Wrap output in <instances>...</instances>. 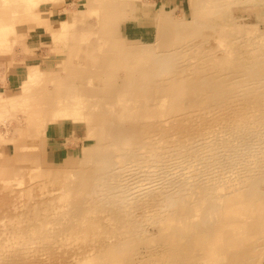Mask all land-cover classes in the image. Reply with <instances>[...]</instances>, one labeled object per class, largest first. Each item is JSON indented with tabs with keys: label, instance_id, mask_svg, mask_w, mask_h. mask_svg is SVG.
<instances>
[{
	"label": "bare ground",
	"instance_id": "obj_1",
	"mask_svg": "<svg viewBox=\"0 0 264 264\" xmlns=\"http://www.w3.org/2000/svg\"><path fill=\"white\" fill-rule=\"evenodd\" d=\"M125 1L96 0L89 46L66 47L68 76L32 69L27 100L12 109L0 96L8 118L29 123L15 135L41 141L73 118L96 137L76 187L70 174L46 173L66 184L47 201L71 203L67 222L46 200L31 216L16 204L0 211V264H264V0H190L192 18L158 12L147 45L118 38L134 18ZM18 10L1 16L0 52ZM9 133L1 145L15 143ZM32 148L15 146L0 174L22 178Z\"/></svg>",
	"mask_w": 264,
	"mask_h": 264
},
{
	"label": "rangeland",
	"instance_id": "obj_2",
	"mask_svg": "<svg viewBox=\"0 0 264 264\" xmlns=\"http://www.w3.org/2000/svg\"><path fill=\"white\" fill-rule=\"evenodd\" d=\"M87 1L88 0H0V22L2 14L11 13L12 11L19 9L16 12L15 20H13V29L7 32L8 37L12 36L14 41H8L6 46L1 47L0 66H3V73L7 75L9 69H11L12 66L17 65H24L27 73L28 65L37 64L34 65L35 67L33 68L37 67V70L41 72L42 75L52 76L62 74L68 76V70L66 68H68L67 60L70 57L69 51L74 50L76 47L89 46V44H87L89 40H86V37L88 36L83 32L88 28L95 30V26L97 27L95 21L98 17L95 15V10H92L97 8L96 0ZM189 4L190 0H126L123 3V7H127L131 11L133 17H137L150 11L155 18L157 17L158 12H160L163 14H172L174 18L180 19L181 17H193V9L191 4ZM188 5L190 8L187 7ZM88 9H91L92 11ZM80 13L87 15L85 25L83 24L84 22H79L77 27H73L74 17ZM29 18H34L35 20L33 19V22H31L32 19L29 21ZM36 18L43 19L46 22L48 20L49 25L44 29H40V24L36 21ZM61 23L66 25L61 26ZM68 23L69 25H67ZM125 25V21L121 23L117 35L118 38L123 42L125 41L126 44L147 45L154 40L144 41L139 38L128 36ZM74 35L76 36V40H74L76 43H72L74 41L70 39ZM69 44L72 46L71 49L69 48ZM66 47L69 48V51ZM27 79L28 77L26 76L24 81ZM21 86H17L13 89H5L0 92V96H3L1 99L8 100V102L13 105V107H11L12 109L18 107L22 102L27 100L30 95L29 92L22 93L23 88ZM2 112L5 113V110H1V113ZM23 118L24 117L21 114L17 116L11 114L9 118L6 113L2 115V117L0 116V134L2 131H5L10 127L9 137L16 140L14 144H0V160L8 159L9 156H12L15 146L30 145L34 147L32 148L34 153H28V150L25 149V159L27 162L32 161V163H30V165H32L30 168H35L30 169L28 167L23 169V174L21 175L23 179L19 177V179L23 181H20L17 177H15V179L11 176H9V178L11 177L12 179H9L8 176L0 174V204L2 206H0V211L2 212L4 210L5 212L8 206L16 204L19 213L21 212L22 214V212L26 210L25 214L27 213L31 216L32 211L27 209L33 210L40 208L43 204L45 205L47 200L55 199V197L61 195L65 191L66 184L60 179H54L53 176H47V171H63V175L66 174V176H68L70 174V176H68L71 178L69 181L70 186L76 187V185L79 184V179L74 173L78 168H81V166L84 168L91 167L92 162H87L85 151L93 147L95 144L94 138L96 137L89 135L88 127L81 121L77 122L73 118H66L59 123L49 125L43 145L39 139H27L26 137H20L13 133L15 128L17 129L29 125L28 121H22ZM34 154L37 155V157L32 160L31 155ZM12 161L13 160H10L8 162L11 163ZM69 162L71 165L66 168V163ZM1 177H5V179L1 181ZM7 180H11L10 184L8 185L9 182H6V184L4 183V186L3 181ZM12 180H14V182L20 181V185H22L18 186V183H14ZM11 183H14V187L18 186V189L13 187L15 189H13L14 193L13 190L8 188V186L11 187ZM2 187L7 189L4 190ZM47 202V205H50L49 208L51 207L55 217L61 215V220L59 221H68V216L62 215V211H71V203L64 204V202H60L52 207L51 202ZM11 214L15 213H6L4 216H9L10 218ZM103 215L108 216L106 213H103ZM89 218L92 219L93 215L92 217L89 216ZM12 220L14 219H9L8 222L15 221ZM147 227H149L148 229L150 232L156 231L154 226L150 227L149 225ZM79 242L84 243L82 240ZM4 253L9 255L8 252ZM54 259L59 260L58 257H55ZM3 262L5 261L3 260ZM67 262L68 259L63 260L61 263L66 264ZM49 263L61 264L54 262ZM15 264L40 263L25 261Z\"/></svg>",
	"mask_w": 264,
	"mask_h": 264
},
{
	"label": "crops",
	"instance_id": "obj_3",
	"mask_svg": "<svg viewBox=\"0 0 264 264\" xmlns=\"http://www.w3.org/2000/svg\"><path fill=\"white\" fill-rule=\"evenodd\" d=\"M125 23V29L128 36L139 38L144 41H151L154 39L156 32V18L153 17L150 11L132 19H128ZM34 65L37 64L28 65L27 73L24 65L12 66L11 69H9L7 75L3 73V66H0V92L5 89H13L17 86H21L25 80V77L29 76V72L32 69H37V67L33 68L35 67ZM44 139L45 138L41 140L43 145ZM31 153L34 152L31 151Z\"/></svg>",
	"mask_w": 264,
	"mask_h": 264
}]
</instances>
